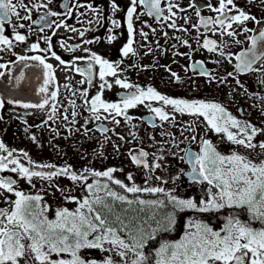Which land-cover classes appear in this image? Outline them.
Here are the masks:
<instances>
[{
    "label": "flooded vegetation",
    "instance_id": "flooded-vegetation-1",
    "mask_svg": "<svg viewBox=\"0 0 264 264\" xmlns=\"http://www.w3.org/2000/svg\"><path fill=\"white\" fill-rule=\"evenodd\" d=\"M23 3L26 7L17 11L21 17L29 19L10 15L3 24V35L9 45L0 44V65H3L0 67V143L7 150H0V157L16 160L30 171L48 174L68 168L69 174H83L87 179L73 181L68 175H57L51 179L32 177L29 181L18 171L12 172L10 169L16 165L9 163L7 169L0 172V179L14 181L13 192L0 188V208H10L6 201H14V191H21L41 196V205L48 206V219L54 220L57 209L74 211L78 206L67 197L82 201L89 196L87 185L98 183L108 184L111 190L127 199L163 200V206L149 209L161 210L175 218L179 208L164 194L126 193L108 178L94 177L90 172L133 167L139 170L140 178H145L152 176L156 169L152 166L158 164L157 168L179 171L180 186L207 199L210 188L207 182L188 181L184 176L189 167L182 159L186 151L199 154L202 141L207 140L222 155L237 152L255 162L264 160V150L258 146L264 142V40L259 39L260 32L264 31V0H233L226 10L227 16L243 11L253 19L232 23L231 28L202 23L220 16L213 10L219 7L220 0H160L161 11L159 14L152 11L151 15L150 5L140 0L135 4L133 0H23ZM129 8H135L131 35ZM228 32L233 35L229 36ZM17 34L25 39L16 40ZM254 36L257 41L253 50L251 38ZM206 39L215 43L213 51L203 46ZM34 44L37 48L33 50ZM126 46L133 50L127 55L124 54ZM253 51L260 56L253 64L255 70L239 71L237 57L247 52L250 59ZM33 56L40 57L44 63L31 59ZM95 57L111 64L116 75H105L101 80V65ZM44 64L51 65V69H45ZM117 79L132 87H121ZM41 88L46 91L41 92ZM148 88L169 99L221 105L238 121L259 130L252 140L257 147L247 149L234 144L223 132L214 131L203 116L175 111L163 101L145 100L123 110L121 115L113 110L91 111V101L97 95L103 102L123 108V98L136 93L137 89L147 91ZM52 92L56 93L54 99ZM24 104L33 106L25 108ZM41 104L44 106H37ZM151 108H161L169 118L160 120ZM229 131L238 134L237 128L229 127ZM9 151L11 157H8ZM140 152L147 153L141 158L147 168L144 163H133L132 157L140 158ZM122 173L119 171L116 176L121 177ZM116 176L112 173L114 179ZM159 181L162 184V178ZM150 183L140 188L165 189L158 184L153 186L155 181L151 179ZM165 192L173 194L167 189ZM124 204L116 202L114 208L135 223L144 220L149 205L141 210L142 206L137 203L127 208L122 207ZM188 210L209 216L207 226L214 231H219L226 223L224 217L242 212L249 214L247 208ZM217 214L219 218L212 220ZM244 222L253 228L264 227L258 220L246 218ZM143 226L149 228L148 224ZM168 227L170 231H160L155 239L147 241L144 251L150 259L162 241L179 239L174 223ZM120 235L128 240L124 233ZM98 254V249L80 252L85 260L99 261ZM132 255L128 253V258ZM108 257L113 264H125L112 251ZM32 264L36 262L33 260Z\"/></svg>",
    "mask_w": 264,
    "mask_h": 264
},
{
    "label": "snow or ice",
    "instance_id": "snow-or-ice-1",
    "mask_svg": "<svg viewBox=\"0 0 264 264\" xmlns=\"http://www.w3.org/2000/svg\"><path fill=\"white\" fill-rule=\"evenodd\" d=\"M136 0H133V4ZM140 3L150 5L149 14L155 11L157 14L161 11L159 8L160 0H140ZM233 0H220L218 8L213 9L220 13L214 21H202L203 24L216 23L222 27H232V23H240L245 20L253 19L243 11L239 15L227 16L226 10L232 5ZM23 0H0V44L9 45V40L3 35V24L9 20V16H15L18 19H29L28 16H20L18 8H25ZM135 8H129V33L132 32L131 18ZM170 11V9H169ZM55 15V13H48ZM223 16L224 19L220 17ZM41 19H44L43 17ZM225 21H228L227 24ZM23 27V25H20ZM247 31V29H245ZM229 36L232 32L227 33ZM15 39L23 41L22 35H15ZM252 49L256 48L257 37H252ZM259 39L264 40V31L259 34ZM132 41L129 40V45ZM209 51L216 47L211 40H205L204 45ZM36 49L37 45H32ZM133 51L130 46H126L124 54L127 55ZM248 53H241L237 59L240 61L236 65L239 71H253V64L260 59V56L253 55L247 58ZM20 59H27L20 57ZM33 60H40V57L33 56ZM59 59V57H57ZM101 65L100 78L104 80L105 75H116L115 70L107 61H101L99 57L94 58ZM40 63H44L40 60ZM3 67V65H0ZM45 69H51V65L44 64ZM79 71V70H78ZM90 71V69H89ZM50 78V77H49ZM48 80H45L47 84ZM116 83L123 88H130L131 85L117 79ZM103 88V85H101ZM110 87V85H109ZM46 88H41V92ZM53 99L55 92L51 93ZM145 100L163 101L165 105L173 106L175 111L191 115L203 116L208 125L217 133L223 132L228 141L241 145L247 149H255L256 144L252 143L253 137L257 135L258 129L251 124L242 123L231 115L225 109L216 103H205L202 101L188 102L181 99H169L160 95L152 88L147 91L137 89L122 99L123 108L114 103H105L99 95L91 101V111L97 113L100 109L105 112L113 110L116 115H121L123 110L135 107ZM47 103V100H45ZM25 108L33 105L24 104ZM43 107L44 105H37ZM160 120H167L168 115L161 108H151ZM75 115V113H73ZM67 118V117H65ZM100 117L97 115L96 119ZM127 119V117H126ZM229 127L237 128L238 134L229 131ZM249 129L251 132L249 134ZM101 131H107L101 129ZM239 137V138H238ZM264 150V142L259 145ZM0 150H5L4 145L0 143ZM26 155V154H25ZM12 152H8V157ZM147 153L140 152L139 157L133 156V163L141 164V158L146 157ZM191 166L192 179L197 183L206 181L210 186L207 199L199 201V205L192 199H179L171 193L165 192L161 187L140 188L133 184L126 186L120 180L114 179L112 173L114 169H108L104 172L92 171L90 175L94 177L108 178L111 183L118 185L126 193H161L167 196V199L180 210L191 209L199 212L219 210L228 208H247L250 220H258L264 224V160L255 162L247 156L237 152L230 155H222L213 145L207 141H202L199 154L190 151L185 152L182 157ZM7 157H0V172L7 169L8 164L16 165L11 168L12 172H19L22 177L29 181L32 177L51 179L57 175H68L69 179L85 180L87 177L83 174H69L70 169L60 168L45 174L41 171H30L29 168L18 164L16 160H8ZM36 167L52 168V165H37ZM144 167L148 165L144 163ZM153 169L159 165H153ZM88 170H86L87 172ZM132 179L131 176L128 177ZM157 179H160L157 177ZM14 181L0 179V188L13 192ZM216 191L213 192L212 189ZM89 196L82 201L74 197L66 199L77 203L74 211L67 208L57 209L55 219L49 220L46 213L47 205H41L42 197L39 195H26L21 191H14L16 199L6 201L10 208H0V264H113L111 257H105L103 261L85 260L80 252L83 249H99L102 252L116 250V254L124 260L125 264H264V227L253 228L249 223L242 222L239 218L230 216L219 231H214L207 225L196 223L190 225L195 231L187 232L179 241H162L157 249L154 250V257L150 259L144 251L147 241L155 239L160 231H170L168 225L174 223V218L169 214L163 220H156V227L149 225L148 229L144 224L148 220L137 221L133 223L131 219H126L114 208L116 202L126 203L128 206L134 203L139 204L141 210L143 206L152 207L163 206V200L145 201L143 199H127L109 188L108 184L87 185ZM103 192L104 195H100ZM126 212L127 209H124ZM150 217L149 219H154ZM120 233H124L128 240L121 238ZM128 241H131L129 243ZM105 244L111 245V248H105ZM128 253H132V258H128ZM56 256V259L52 257ZM68 258H64V257Z\"/></svg>",
    "mask_w": 264,
    "mask_h": 264
},
{
    "label": "rangeland",
    "instance_id": "rangeland-1",
    "mask_svg": "<svg viewBox=\"0 0 264 264\" xmlns=\"http://www.w3.org/2000/svg\"><path fill=\"white\" fill-rule=\"evenodd\" d=\"M114 170L115 171L113 172V174L115 176L117 175V173L119 171H123V173L121 174V177L116 176V178L118 180H120L121 182H126L124 184H127L128 186L129 185L132 186L133 184H135L138 187H140V186L143 187L144 185L150 186V184H152V183H150V179H151L152 181H155L153 186L155 184L163 186V187H165V189L169 190L170 192L172 191L173 192L172 195L179 198V199H192L194 202L197 203V205H199V201L203 199L200 194H198L196 192H192V193L188 192L186 190V188H183L180 186L181 185V179L179 177V171H177V170H172V172H170L168 169L156 168V169H154L152 176L150 174L149 177H145V178H140L138 175L139 170L134 169L133 167H130L129 169L114 168ZM129 176L132 177L131 180L128 179ZM157 177L162 178V180H163L162 184H159L160 181H159V179H157ZM172 189H174V190H172ZM215 191L216 190L213 188V192H215ZM124 205L125 206H122V207H126V208L128 207L127 204H124ZM149 208H151V206H148V210L145 212V216H144V220H148V225L155 226L156 220H163L164 217L168 216V214L166 212H165L166 214L161 210L152 212ZM153 216L155 217L154 219H149L150 217H153ZM144 220H142V221H144ZM133 223H135V222H133ZM196 223L207 225V223L201 222L199 220H187L185 223L184 230H183L182 234L180 235V237L177 241H179L187 232L195 231V228L190 227V225H195ZM104 247L105 248H111V245L105 244ZM84 250H90V249H83V251ZM91 250H95V249H91ZM110 252H102L101 250H99V254H98L99 261H103L105 257H108ZM112 252H114L116 254L115 249H113ZM118 257L120 260L121 257L119 255H118Z\"/></svg>",
    "mask_w": 264,
    "mask_h": 264
},
{
    "label": "trees",
    "instance_id": "trees-1",
    "mask_svg": "<svg viewBox=\"0 0 264 264\" xmlns=\"http://www.w3.org/2000/svg\"><path fill=\"white\" fill-rule=\"evenodd\" d=\"M233 216L236 218H239L242 222H244L246 218H249V214H246V212H242V213H239L238 215H233ZM208 218H209V216H207L205 214L193 212V211H190L187 209H185V210L177 209V212H176L175 218H174L175 219L174 220V226H175L174 228H176V230H177V238H179L180 235L182 234L184 227H185V223L187 220H199L201 222L208 223ZM213 218H219V215L217 214V216L212 217V220H213ZM224 218L227 219L226 217H224Z\"/></svg>",
    "mask_w": 264,
    "mask_h": 264
},
{
    "label": "water",
    "instance_id": "water-1",
    "mask_svg": "<svg viewBox=\"0 0 264 264\" xmlns=\"http://www.w3.org/2000/svg\"><path fill=\"white\" fill-rule=\"evenodd\" d=\"M144 163V162H143ZM192 169L191 166L189 165L187 172H185L184 176L186 177V180L190 181L192 179V176L189 175L191 173ZM193 180V179H192Z\"/></svg>",
    "mask_w": 264,
    "mask_h": 264
}]
</instances>
